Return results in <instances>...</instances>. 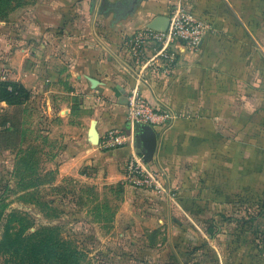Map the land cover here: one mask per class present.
Returning <instances> with one entry per match:
<instances>
[{"label":"rangeland","instance_id":"rangeland-1","mask_svg":"<svg viewBox=\"0 0 264 264\" xmlns=\"http://www.w3.org/2000/svg\"><path fill=\"white\" fill-rule=\"evenodd\" d=\"M102 1L118 9L126 0H0L8 31L0 34V78L10 52L39 50L45 35L87 23ZM252 76L264 82L258 70L243 81ZM0 103V264H264V103L226 117L223 135L204 123L184 127L179 116L166 124L167 168L147 162L159 187L125 176L140 212L129 226L115 223L118 207L102 199L105 191L76 176L58 181L44 165L39 97Z\"/></svg>","mask_w":264,"mask_h":264},{"label":"crops","instance_id":"crops-1","mask_svg":"<svg viewBox=\"0 0 264 264\" xmlns=\"http://www.w3.org/2000/svg\"><path fill=\"white\" fill-rule=\"evenodd\" d=\"M172 1L138 0L131 11L130 0L118 9L112 7L114 1H102L91 10L87 23L68 33L45 35L39 50L15 49L1 63L5 70L0 80L21 85L30 100L39 97L44 165L57 170L58 181L76 176L105 191L102 199L117 204V225H133L131 220L140 214L133 208L138 193L125 182L126 163L137 152L136 129L126 120L131 89L159 111L183 117L182 126L213 125L217 135H223L226 117L238 118L239 108L252 114L264 103V82L257 76L243 81L245 72L264 71V0H181L209 22L211 31L195 51L175 46L177 65L169 77L151 78L148 83L137 79L124 42L148 28L154 18L167 16ZM55 16L58 27L61 18ZM5 32L0 28V34ZM242 85L250 89L248 94L241 93ZM111 130L125 132L129 143L103 149L101 137ZM154 131L153 160L167 168L171 132ZM125 214L131 216L129 221H123Z\"/></svg>","mask_w":264,"mask_h":264},{"label":"built area","instance_id":"built-area-1","mask_svg":"<svg viewBox=\"0 0 264 264\" xmlns=\"http://www.w3.org/2000/svg\"><path fill=\"white\" fill-rule=\"evenodd\" d=\"M168 26L164 30L144 28L133 33L124 42L127 61L131 71L140 82L148 83L151 78L169 77L177 65L176 45L197 50L211 31L209 22L198 18L187 9L181 0H173L169 7ZM175 116L168 111H159L141 96L137 89H131L126 97V120L132 129L148 125L153 129L163 127ZM127 134L111 130L101 137L103 149L114 150L128 144ZM126 179L132 184L158 188V175L134 151L126 163Z\"/></svg>","mask_w":264,"mask_h":264},{"label":"water","instance_id":"water-1","mask_svg":"<svg viewBox=\"0 0 264 264\" xmlns=\"http://www.w3.org/2000/svg\"><path fill=\"white\" fill-rule=\"evenodd\" d=\"M138 0H130L129 10L131 11ZM168 26L166 16H158L151 21L148 28L154 30H164ZM157 146V134L153 128L148 125L137 127L136 148L137 153L142 156L144 162H151Z\"/></svg>","mask_w":264,"mask_h":264},{"label":"trees","instance_id":"trees-1","mask_svg":"<svg viewBox=\"0 0 264 264\" xmlns=\"http://www.w3.org/2000/svg\"><path fill=\"white\" fill-rule=\"evenodd\" d=\"M29 97V92L14 82L0 84V102L11 103L13 100H23Z\"/></svg>","mask_w":264,"mask_h":264}]
</instances>
